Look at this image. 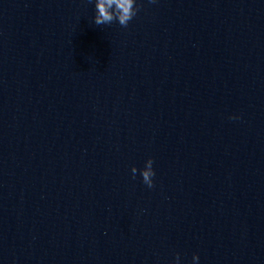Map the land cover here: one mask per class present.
<instances>
[{
  "label": "clouds",
  "instance_id": "1",
  "mask_svg": "<svg viewBox=\"0 0 264 264\" xmlns=\"http://www.w3.org/2000/svg\"><path fill=\"white\" fill-rule=\"evenodd\" d=\"M139 11V6L136 0H95V16L94 23L97 26L100 25H110L113 22H117L122 27H127L129 22L137 15ZM237 117H231V119H236ZM154 161L149 158L145 162V167L140 170V175L142 181L149 188L154 187L153 177L155 176V171L153 169ZM137 168L132 167L131 172L133 177L137 173ZM193 262L199 260V256L194 254ZM179 254L176 255L173 264H179Z\"/></svg>",
  "mask_w": 264,
  "mask_h": 264
}]
</instances>
